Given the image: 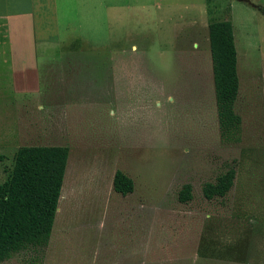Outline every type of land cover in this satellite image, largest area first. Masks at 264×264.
<instances>
[{
    "label": "rangeland",
    "instance_id": "1",
    "mask_svg": "<svg viewBox=\"0 0 264 264\" xmlns=\"http://www.w3.org/2000/svg\"><path fill=\"white\" fill-rule=\"evenodd\" d=\"M53 5L38 63L21 55L15 72L0 58V183L20 146L67 145L59 209L47 246L0 264H264V0ZM218 19L233 22L238 52L234 140L217 115ZM229 168L231 190L207 198L204 185ZM117 170L131 193L114 189Z\"/></svg>",
    "mask_w": 264,
    "mask_h": 264
},
{
    "label": "trees",
    "instance_id": "2",
    "mask_svg": "<svg viewBox=\"0 0 264 264\" xmlns=\"http://www.w3.org/2000/svg\"><path fill=\"white\" fill-rule=\"evenodd\" d=\"M255 6L263 11L259 4ZM209 41L220 134L225 140L238 139L242 117L235 106L240 79L233 22L229 19L211 21ZM69 153L67 145L18 148L8 178L0 183V262L28 247L49 244ZM235 177V168H229L214 182L204 185V195L209 199L225 196L233 187ZM113 187L126 195L134 190V180L117 170ZM179 198L182 201L192 198L190 183L181 189Z\"/></svg>",
    "mask_w": 264,
    "mask_h": 264
},
{
    "label": "crops",
    "instance_id": "3",
    "mask_svg": "<svg viewBox=\"0 0 264 264\" xmlns=\"http://www.w3.org/2000/svg\"><path fill=\"white\" fill-rule=\"evenodd\" d=\"M52 5L53 0H0V58L9 56L15 72L21 65V55H34L30 63H38L35 49L38 39H47L50 32ZM18 84L14 86L16 91L27 92L18 89L24 85L21 79Z\"/></svg>",
    "mask_w": 264,
    "mask_h": 264
},
{
    "label": "bare ground",
    "instance_id": "4",
    "mask_svg": "<svg viewBox=\"0 0 264 264\" xmlns=\"http://www.w3.org/2000/svg\"><path fill=\"white\" fill-rule=\"evenodd\" d=\"M246 57V56H245ZM245 64V63H244Z\"/></svg>",
    "mask_w": 264,
    "mask_h": 264
}]
</instances>
